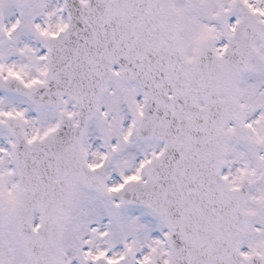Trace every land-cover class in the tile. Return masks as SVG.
<instances>
[{
  "label": "snow or ice",
  "instance_id": "obj_1",
  "mask_svg": "<svg viewBox=\"0 0 264 264\" xmlns=\"http://www.w3.org/2000/svg\"><path fill=\"white\" fill-rule=\"evenodd\" d=\"M0 264H264V0H0Z\"/></svg>",
  "mask_w": 264,
  "mask_h": 264
}]
</instances>
